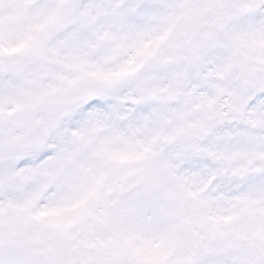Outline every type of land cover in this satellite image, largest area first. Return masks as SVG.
Instances as JSON below:
<instances>
[{
    "label": "snow or ice",
    "instance_id": "1",
    "mask_svg": "<svg viewBox=\"0 0 264 264\" xmlns=\"http://www.w3.org/2000/svg\"><path fill=\"white\" fill-rule=\"evenodd\" d=\"M0 264H264V0H0Z\"/></svg>",
    "mask_w": 264,
    "mask_h": 264
}]
</instances>
